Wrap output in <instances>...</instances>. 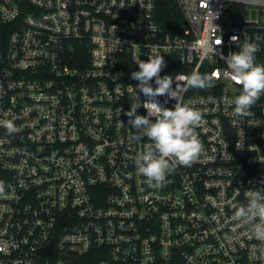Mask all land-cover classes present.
I'll use <instances>...</instances> for the list:
<instances>
[{"label": "built area", "instance_id": "obj_1", "mask_svg": "<svg viewBox=\"0 0 264 264\" xmlns=\"http://www.w3.org/2000/svg\"><path fill=\"white\" fill-rule=\"evenodd\" d=\"M175 1L170 33L156 0H0V121L18 129L0 125V264H262L264 242L234 213L264 193V95L237 117L226 101L241 88L220 54L240 51L238 36L264 65V0ZM151 45L161 77L215 74L183 97L204 113V152L159 189L135 165L151 141L132 143L124 115L146 99L131 73Z\"/></svg>", "mask_w": 264, "mask_h": 264}, {"label": "clouds", "instance_id": "obj_2", "mask_svg": "<svg viewBox=\"0 0 264 264\" xmlns=\"http://www.w3.org/2000/svg\"><path fill=\"white\" fill-rule=\"evenodd\" d=\"M215 16V14L213 13ZM240 51L231 52L221 59L225 60L229 80L239 85L241 91L234 99L226 102L234 105L237 117L251 116L252 107L264 95V65L255 62L258 47L254 43L239 44V37L232 36ZM222 43L220 38L215 45ZM160 46L151 45L152 53L147 61L137 62L139 70L131 73V78L138 81L137 88L146 99L141 103L139 96L130 110L124 112L129 118L128 124L135 129L130 136L132 143L147 138L151 143L139 151L135 157L138 174L146 177L150 186L162 188L165 186L168 174L177 166L190 167L197 162L204 152L203 143L197 133L203 121L204 113L183 102L184 94L189 89L207 90L215 86V74H201L194 70L186 79L184 85L177 84L171 75L161 77L160 73L166 67L164 56L158 52ZM215 49L209 45L205 51ZM155 81L156 87L151 86ZM175 85V87L173 86ZM134 91H136L134 89ZM165 96L164 104L168 100H175L174 108L163 106L156 98ZM143 107L147 115H138L137 109ZM121 112V110H120ZM9 135L18 129L11 120L0 121ZM264 183V181H262ZM5 193V185L0 181V196ZM246 204H240L234 213V219L244 225H251L254 239L264 242V193L260 191L247 192ZM257 259L264 264V247L258 250Z\"/></svg>", "mask_w": 264, "mask_h": 264}, {"label": "trees", "instance_id": "obj_3", "mask_svg": "<svg viewBox=\"0 0 264 264\" xmlns=\"http://www.w3.org/2000/svg\"><path fill=\"white\" fill-rule=\"evenodd\" d=\"M157 18L170 33H175L183 21L182 13L175 0H156Z\"/></svg>", "mask_w": 264, "mask_h": 264}, {"label": "water", "instance_id": "obj_4", "mask_svg": "<svg viewBox=\"0 0 264 264\" xmlns=\"http://www.w3.org/2000/svg\"><path fill=\"white\" fill-rule=\"evenodd\" d=\"M52 251V249H50V252Z\"/></svg>", "mask_w": 264, "mask_h": 264}]
</instances>
